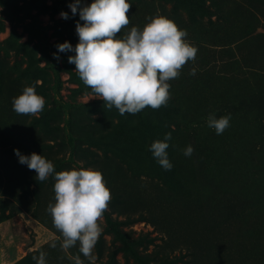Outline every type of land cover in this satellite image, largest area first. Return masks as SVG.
Instances as JSON below:
<instances>
[{
  "label": "rangeland",
  "instance_id": "1",
  "mask_svg": "<svg viewBox=\"0 0 264 264\" xmlns=\"http://www.w3.org/2000/svg\"><path fill=\"white\" fill-rule=\"evenodd\" d=\"M72 2L0 0V264H36L40 251L46 264L85 259L78 244L49 246L60 235L47 212L54 175L37 181L14 149L56 172L102 173L111 200L95 264H264V0H128L121 36L163 16L198 49L169 81L167 106L136 115L104 107L68 63L74 53L58 51L78 43ZM27 86L45 100L38 117L12 109ZM210 113L230 115L223 134L207 126ZM168 133L166 171L150 145Z\"/></svg>",
  "mask_w": 264,
  "mask_h": 264
},
{
  "label": "clouds",
  "instance_id": "2",
  "mask_svg": "<svg viewBox=\"0 0 264 264\" xmlns=\"http://www.w3.org/2000/svg\"><path fill=\"white\" fill-rule=\"evenodd\" d=\"M68 7L73 15L79 14L83 24H76L75 47L65 41L57 49L74 53L68 56V63L75 65V71L91 89V94L102 100L107 109H117L120 115H136L145 108L158 110L167 106L169 81L177 79L182 68L197 56L198 49L186 40V30L179 29L166 17L157 16L148 18L142 29L133 26L121 36L130 24L128 0H92L90 4L73 0ZM60 16L69 18L65 12ZM53 56L59 60L58 55ZM190 74L195 75L194 68ZM44 107L45 100L34 86L24 87L12 99V109L19 115L38 117ZM206 122L221 135L230 126V115L216 118L210 113ZM170 139L168 133L163 141L155 140L150 145L153 158L166 171L173 167L167 154L166 141ZM193 151L189 145L183 154L191 156ZM14 153L19 163L35 171L37 181L44 182L54 175L55 203L48 204L47 212L60 235L49 246L55 249L60 241V249L67 253L78 244V252L85 259L70 255L72 264H85V260L95 264L93 250L103 232L100 221L111 200L102 173L84 168L56 172L53 163L41 154L23 155L15 149ZM46 257L47 253L40 251L39 257L34 255L32 259L36 264H46Z\"/></svg>",
  "mask_w": 264,
  "mask_h": 264
},
{
  "label": "trees",
  "instance_id": "3",
  "mask_svg": "<svg viewBox=\"0 0 264 264\" xmlns=\"http://www.w3.org/2000/svg\"><path fill=\"white\" fill-rule=\"evenodd\" d=\"M191 1H194L195 3L200 4V3H202L203 0H191ZM106 216H107L106 218H107L108 222H111V220L109 219L108 215H106Z\"/></svg>",
  "mask_w": 264,
  "mask_h": 264
}]
</instances>
